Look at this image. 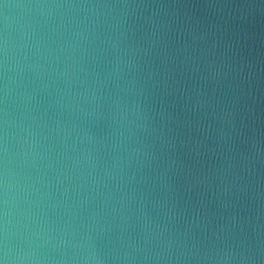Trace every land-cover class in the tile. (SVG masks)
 I'll list each match as a JSON object with an SVG mask.
<instances>
[{"label": "clouds", "instance_id": "clouds-1", "mask_svg": "<svg viewBox=\"0 0 264 264\" xmlns=\"http://www.w3.org/2000/svg\"><path fill=\"white\" fill-rule=\"evenodd\" d=\"M254 8L0 0V264H264Z\"/></svg>", "mask_w": 264, "mask_h": 264}, {"label": "water", "instance_id": "water-1", "mask_svg": "<svg viewBox=\"0 0 264 264\" xmlns=\"http://www.w3.org/2000/svg\"><path fill=\"white\" fill-rule=\"evenodd\" d=\"M227 3L233 4H260L264 0H224ZM251 14H253L259 21L264 22V9H250Z\"/></svg>", "mask_w": 264, "mask_h": 264}]
</instances>
